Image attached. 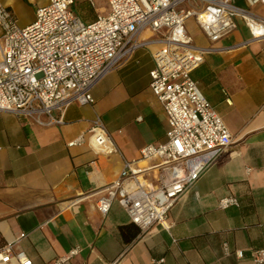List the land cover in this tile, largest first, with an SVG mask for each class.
<instances>
[{"label":"crops","instance_id":"crops-1","mask_svg":"<svg viewBox=\"0 0 264 264\" xmlns=\"http://www.w3.org/2000/svg\"><path fill=\"white\" fill-rule=\"evenodd\" d=\"M19 1L0 4L14 15ZM72 1L71 10L83 23L109 9L107 0ZM23 2L32 15L20 28L47 5ZM235 3L244 8L242 0ZM192 4L200 8L197 1ZM249 12L264 22V4ZM236 24L212 42L195 20L186 23L194 45L205 50L191 79L232 143L173 204L165 225L140 232L118 202L106 215L96 209L124 162L138 160L146 146L166 142V116L149 87L157 36L143 31L138 37L143 46L93 87L94 104L71 105L61 125L40 126L0 112V248L22 251L33 264H51L75 249L78 254L68 264H257L254 253L264 248V38L254 39L241 19ZM97 117L118 154L98 156L87 144L67 146L87 137ZM158 163L153 159L133 167L147 170L142 178L155 186L157 170L149 169ZM229 198L237 205L220 208Z\"/></svg>","mask_w":264,"mask_h":264},{"label":"built area","instance_id":"built-area-1","mask_svg":"<svg viewBox=\"0 0 264 264\" xmlns=\"http://www.w3.org/2000/svg\"><path fill=\"white\" fill-rule=\"evenodd\" d=\"M107 1L106 15L83 23L71 10L72 0H49L24 28L0 4V112L40 126L61 125L71 105L94 104L93 87L143 46L138 41L143 31L157 36L159 48L153 53L149 87L166 116V142L146 146L138 160L124 162L118 179L106 186L96 202L102 215L118 202L131 223L145 232L156 224L165 225L173 204L232 143L223 122L191 79L205 50L194 45L186 23L195 20L201 32L216 42L234 31L236 20L241 19L254 39L264 38V22L249 12L264 0H242L244 8L235 0ZM84 144L98 156L118 154L99 117L87 137L81 135L67 146ZM153 159L159 161L149 169L157 170L155 186L142 178L141 172L147 170L133 167ZM236 205L234 198L220 202L223 209ZM77 254V249L72 250L67 258L51 264H68ZM236 256L241 258V252ZM253 260L264 264V248L254 253ZM0 264L33 262L26 253L5 246L0 248Z\"/></svg>","mask_w":264,"mask_h":264},{"label":"rangeland","instance_id":"rangeland-1","mask_svg":"<svg viewBox=\"0 0 264 264\" xmlns=\"http://www.w3.org/2000/svg\"><path fill=\"white\" fill-rule=\"evenodd\" d=\"M24 1V0H23ZM23 1H19L17 5L13 6V12L17 19V24L19 27L23 26V24L31 18L32 15V7L25 4ZM34 5L39 6L40 4L46 5L48 4V0H33ZM1 35V30H0Z\"/></svg>","mask_w":264,"mask_h":264},{"label":"trees","instance_id":"trees-1","mask_svg":"<svg viewBox=\"0 0 264 264\" xmlns=\"http://www.w3.org/2000/svg\"><path fill=\"white\" fill-rule=\"evenodd\" d=\"M237 5H238V4H237ZM126 230H127V228H123V229L121 230V233H122V235H123L124 240L129 242V237L127 238ZM135 236H136V233H134V234L132 235V238L135 237Z\"/></svg>","mask_w":264,"mask_h":264}]
</instances>
